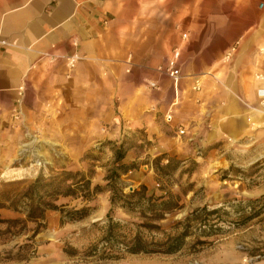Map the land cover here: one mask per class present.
<instances>
[{"label": "crops", "instance_id": "0c3cea01", "mask_svg": "<svg viewBox=\"0 0 264 264\" xmlns=\"http://www.w3.org/2000/svg\"><path fill=\"white\" fill-rule=\"evenodd\" d=\"M219 4L0 0V167L35 137L69 154L121 141L130 132L144 133L161 152L170 150L172 140L175 145L180 140L181 151L192 142L208 148L226 138L264 144V115L256 98L264 51L243 47L232 53L227 70L216 72L220 54L229 50L204 51L198 42L231 38V28L224 27L231 23L230 12L221 14ZM262 10H251V17ZM175 49L182 79L174 90L157 70ZM73 54L80 60L71 70L64 58ZM197 79L201 87L195 91ZM174 128L184 130L182 137L176 132L178 139L172 137Z\"/></svg>", "mask_w": 264, "mask_h": 264}, {"label": "rangeland", "instance_id": "374dc122", "mask_svg": "<svg viewBox=\"0 0 264 264\" xmlns=\"http://www.w3.org/2000/svg\"><path fill=\"white\" fill-rule=\"evenodd\" d=\"M217 1L221 14L230 12L231 23L224 27L231 28L228 32L231 38L198 41L202 42L204 51L230 50L236 42L240 50L235 51L243 47L246 51H264V0ZM174 9L179 10V7ZM254 9L263 10L251 17ZM220 25L219 28H224ZM246 31L249 38L238 41L239 35ZM232 59L225 61L220 54L216 72L227 70ZM208 60L206 55L205 65ZM220 76L217 78L221 80ZM177 131V128L172 129V137H182ZM35 138L26 139L25 143L29 144L19 147L14 159L0 167V200H10L17 209H0V221H18L7 235H3L7 229L0 223V264H264V207L255 216L256 206L247 204L264 196V144L226 138L208 148L198 149L192 142L181 151L180 140H177L178 145L172 140L168 146L170 150L161 152L144 133L130 132L121 141L105 140L88 150L69 154L56 152L50 144L36 142ZM119 150H123L125 156L116 164ZM158 158H164L163 165L173 160L176 169L167 177L155 173L153 164ZM122 165L128 169L114 173ZM116 174L120 175L123 195H131L145 187L147 196L157 198L169 194L175 198L178 209L159 222L166 233L188 214L203 207L221 210L214 217L221 231L201 238L204 245H195L194 238H189L184 248L173 255H129L115 249L102 251L100 242L107 216L120 223L123 227L120 235L126 238L133 237L135 225L144 220L137 212L111 207L109 192L91 194L90 200L84 201L81 196L85 194L65 197L64 191L77 181H89L91 191L95 186L103 190L106 179ZM37 179L41 180L37 193L42 202L65 211L88 208L89 215L81 221L67 223L61 221L58 211H46L42 228L34 234L35 226L26 223V215L21 210L25 193ZM68 179L73 181H66ZM97 245L100 252L90 256V249ZM107 252L110 256L104 255Z\"/></svg>", "mask_w": 264, "mask_h": 264}, {"label": "trees", "instance_id": "16d2710c", "mask_svg": "<svg viewBox=\"0 0 264 264\" xmlns=\"http://www.w3.org/2000/svg\"><path fill=\"white\" fill-rule=\"evenodd\" d=\"M124 156V151L119 150L115 157V163H120L124 159ZM162 160L164 158L156 159V162L153 164V169L160 176L167 177L176 169V166H174L175 162L170 160L167 165H163L161 163ZM118 168L114 173L117 170L124 169L123 171H125L128 169L126 165ZM69 180L73 181L72 179L66 181ZM40 181V179H37L34 185L25 193L23 199L24 208L21 210L26 215V223H31L35 226L33 230L34 234L42 228L44 213L46 211H58L61 216V221L67 223L81 221L89 215L90 210L88 208L65 211L64 209L59 210L56 206L47 205V203L42 202L37 193ZM106 182L103 190L99 186H95L91 191L89 181H77L64 191L65 197H77L78 193L85 194L81 196L84 201H89V195L91 194L93 195L103 191L109 192L111 195V207L119 206L129 212H137L140 214V218L144 220V223L135 225V235L131 238H126V236L120 235L121 229L123 228L120 223L115 222L111 217L107 216L104 237L100 242L101 247H103L101 249L102 251L115 249L129 255H173L184 248L187 239L194 238L195 245H204L205 242L201 241V238H209L217 235L221 231V227H218L214 222V217L220 214L221 210H209L203 207L188 214L183 221L178 222L171 228L169 233H166L159 226V222L164 220L167 214L178 209V205L172 195L168 194L157 198L147 196L145 187H141L131 195H123L121 191L122 182L119 174L106 179ZM61 184L62 182L58 186H61ZM9 201L6 199L0 200V209L9 208L11 210H17L14 208V203H9ZM6 204H10L8 205L9 207H5ZM247 204L251 207L256 206V209L259 207L257 210L255 208L253 209V215L258 216L264 207V196ZM0 223L7 229L3 235H7L11 234V230L15 228L14 224L18 223V221L3 220ZM145 235L150 236V239ZM96 252H100L98 245L92 247L89 254L90 256H94L97 254ZM104 255L110 256L108 252L104 253ZM114 258H117V256Z\"/></svg>", "mask_w": 264, "mask_h": 264}, {"label": "built area", "instance_id": "2783aa9c", "mask_svg": "<svg viewBox=\"0 0 264 264\" xmlns=\"http://www.w3.org/2000/svg\"><path fill=\"white\" fill-rule=\"evenodd\" d=\"M185 35L182 36V40H185ZM179 49H175L173 57L171 60H169L165 67L159 68L157 72L162 75L163 77H166L172 82V86L175 89H177V86L182 79L181 72L179 70V67L177 65V60L179 56ZM235 51V48H231L229 52L225 55L224 59L229 60L232 53ZM66 65L69 69H74L78 61L80 60L79 56L77 54H73L72 56L65 57L64 58ZM256 80L260 83L259 88L256 90V98L258 100L259 109L261 113L264 115V75H257ZM149 87L152 89L157 88L155 83H150ZM200 80L197 79L194 82V90L198 91L200 89ZM166 122H171V116L168 115L165 118ZM177 133L179 135L184 134V130L182 128H178Z\"/></svg>", "mask_w": 264, "mask_h": 264}]
</instances>
